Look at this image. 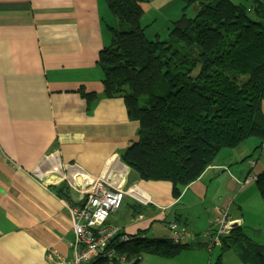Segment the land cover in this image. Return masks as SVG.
Wrapping results in <instances>:
<instances>
[{"label": "crops", "instance_id": "obj_1", "mask_svg": "<svg viewBox=\"0 0 264 264\" xmlns=\"http://www.w3.org/2000/svg\"><path fill=\"white\" fill-rule=\"evenodd\" d=\"M140 2L150 38L165 34L185 7V0ZM114 23L104 0H0V264L69 258V205L56 193L65 182L60 171L69 166L89 178L120 182L123 191L137 189L108 218L121 232L171 240L169 224L176 223L193 235L186 242L191 250L174 258L144 255L139 264H214L219 256L222 264H243L234 252H221V244L208 252L207 232L226 210L264 245V206L242 201L247 192L255 195L254 182L245 180L264 171V146L254 150L259 145L251 140L230 150L178 198L170 182L139 180L120 161L137 141L139 124L121 99L87 100L80 93H102L97 60L111 44ZM70 189L75 204L81 193ZM201 247L210 255L195 251Z\"/></svg>", "mask_w": 264, "mask_h": 264}, {"label": "trees", "instance_id": "obj_2", "mask_svg": "<svg viewBox=\"0 0 264 264\" xmlns=\"http://www.w3.org/2000/svg\"><path fill=\"white\" fill-rule=\"evenodd\" d=\"M104 1L115 23L109 27L111 44L97 60L102 93H80L87 100L121 99L129 119L139 124L137 141L120 154L139 180L170 182L178 198L222 150L251 140L259 145L254 150L264 146V2L185 0L166 33L150 38L140 0ZM188 8L194 15H187ZM251 175L264 202V171ZM56 193L69 206L76 204L66 182ZM123 235L110 241L111 260L92 264H139L144 255L174 258L193 248L140 233L124 242ZM220 251L234 252L243 264H264V245L238 224L221 237ZM214 264H222L220 256Z\"/></svg>", "mask_w": 264, "mask_h": 264}, {"label": "built area", "instance_id": "obj_3", "mask_svg": "<svg viewBox=\"0 0 264 264\" xmlns=\"http://www.w3.org/2000/svg\"><path fill=\"white\" fill-rule=\"evenodd\" d=\"M60 175L70 188L81 193V198L75 205L68 206L73 234L69 243L70 256L57 257L53 264H92L96 258L111 260L115 255L114 249L109 248L110 241L121 231L108 224V218L119 210L127 193L137 196V189L129 187L123 191L120 182L89 178L85 172L73 166H69L65 173L61 170ZM253 179L254 176L249 174L245 183ZM237 224L230 219L226 210L218 211L207 232L210 238L207 250L212 251L218 247L221 237ZM169 230L174 243H185L193 237L187 228H180L176 223L169 224ZM120 239L126 242L129 237L125 234ZM116 259L125 261L124 257L117 256Z\"/></svg>", "mask_w": 264, "mask_h": 264}, {"label": "rangeland", "instance_id": "obj_4", "mask_svg": "<svg viewBox=\"0 0 264 264\" xmlns=\"http://www.w3.org/2000/svg\"><path fill=\"white\" fill-rule=\"evenodd\" d=\"M188 12H187V15H190V16H192V15H194V12H193V9L192 8H188V10H187ZM256 140V139H255ZM229 152H233V151H230V150H222L219 154H218V156L215 158V160L217 159H221V158H223V156H225L224 154H228ZM255 158H257V157H255ZM132 172V171H131ZM253 182V181H252ZM255 189H253V191H254V196H253V193H245L244 195H242V197L244 198L245 197V199L244 200H242L244 203H246V204H248V203H251V204H254V203H260V204H262L261 206H264V202L262 201V199H260V197H259V193H258V191H257V189H256V187H254ZM210 196V195H209ZM255 198H256V200H255ZM234 208V207H233ZM235 209V208H234ZM256 210H259L258 209V207H257V209ZM232 212H234L235 213V211H232ZM261 212V211H260ZM254 213V212H253ZM199 238V237H198ZM200 238H202V235H200ZM202 248V247H201ZM201 248H198V249H195V251H197V252H199V253H201V254H204L205 256L207 255V256H209L210 254L208 253V252H206L205 251V249H201ZM218 252L219 251H215V252H213L214 253V256H217V254H218ZM199 253H197V255L200 257V259H201V256H200V254ZM146 256V255H145ZM143 264H149V260H146L145 259V263H143Z\"/></svg>", "mask_w": 264, "mask_h": 264}, {"label": "bare ground", "instance_id": "obj_5", "mask_svg": "<svg viewBox=\"0 0 264 264\" xmlns=\"http://www.w3.org/2000/svg\"><path fill=\"white\" fill-rule=\"evenodd\" d=\"M117 170H123V168L118 166V167H117Z\"/></svg>", "mask_w": 264, "mask_h": 264}]
</instances>
